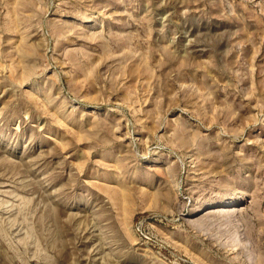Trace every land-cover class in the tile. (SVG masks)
<instances>
[{
	"label": "rangeland",
	"instance_id": "rangeland-1",
	"mask_svg": "<svg viewBox=\"0 0 264 264\" xmlns=\"http://www.w3.org/2000/svg\"><path fill=\"white\" fill-rule=\"evenodd\" d=\"M0 264H264V0H0Z\"/></svg>",
	"mask_w": 264,
	"mask_h": 264
},
{
	"label": "bare ground",
	"instance_id": "bare-ground-1",
	"mask_svg": "<svg viewBox=\"0 0 264 264\" xmlns=\"http://www.w3.org/2000/svg\"><path fill=\"white\" fill-rule=\"evenodd\" d=\"M225 201H227V202H225L224 205H232V204H234V200L231 199V198H229V199H227Z\"/></svg>",
	"mask_w": 264,
	"mask_h": 264
}]
</instances>
